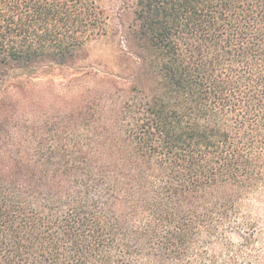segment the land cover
<instances>
[{
  "label": "trees",
  "instance_id": "obj_1",
  "mask_svg": "<svg viewBox=\"0 0 264 264\" xmlns=\"http://www.w3.org/2000/svg\"><path fill=\"white\" fill-rule=\"evenodd\" d=\"M129 1L0 0V135L12 80L136 60L100 137L86 103L84 138H0V264H264V0Z\"/></svg>",
  "mask_w": 264,
  "mask_h": 264
},
{
  "label": "rangeland",
  "instance_id": "obj_2",
  "mask_svg": "<svg viewBox=\"0 0 264 264\" xmlns=\"http://www.w3.org/2000/svg\"><path fill=\"white\" fill-rule=\"evenodd\" d=\"M100 1L112 22L120 23L117 15L122 3L115 0V7L110 6L108 0ZM134 3L130 0V7H134ZM132 16L125 20L130 21ZM119 37L107 34L92 40L70 66L41 69L34 78L23 75L24 78L7 83L2 92L12 105L1 110L9 119L1 128L0 138L15 144L20 141L23 145L42 140L43 145L53 147L66 144L68 138H84L87 131H84L79 108L86 103L96 112L91 126L96 125L97 131L92 132H98L99 137L104 134L102 128L117 121L115 114L133 94L129 87L134 79L131 68L136 60L121 52ZM105 135L114 138L111 131ZM252 208L264 221V197L253 202Z\"/></svg>",
  "mask_w": 264,
  "mask_h": 264
}]
</instances>
